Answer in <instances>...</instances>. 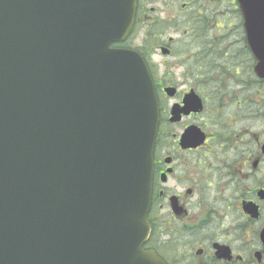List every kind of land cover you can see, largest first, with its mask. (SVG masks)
Instances as JSON below:
<instances>
[{
	"label": "water",
	"instance_id": "obj_1",
	"mask_svg": "<svg viewBox=\"0 0 264 264\" xmlns=\"http://www.w3.org/2000/svg\"><path fill=\"white\" fill-rule=\"evenodd\" d=\"M264 79V0H236ZM136 0H0V264H165L149 236L159 109Z\"/></svg>",
	"mask_w": 264,
	"mask_h": 264
},
{
	"label": "flooded vegetation",
	"instance_id": "obj_2",
	"mask_svg": "<svg viewBox=\"0 0 264 264\" xmlns=\"http://www.w3.org/2000/svg\"><path fill=\"white\" fill-rule=\"evenodd\" d=\"M110 48L141 55L159 105L142 249L165 264H264V79L237 2L136 0Z\"/></svg>",
	"mask_w": 264,
	"mask_h": 264
},
{
	"label": "rangeland",
	"instance_id": "obj_3",
	"mask_svg": "<svg viewBox=\"0 0 264 264\" xmlns=\"http://www.w3.org/2000/svg\"><path fill=\"white\" fill-rule=\"evenodd\" d=\"M155 58H156V61H157V62H159V61L162 60V58H160L159 56H156ZM160 72H162V70H161Z\"/></svg>",
	"mask_w": 264,
	"mask_h": 264
}]
</instances>
